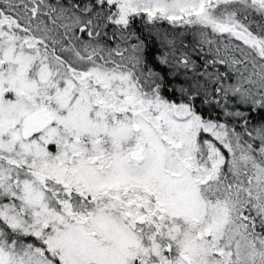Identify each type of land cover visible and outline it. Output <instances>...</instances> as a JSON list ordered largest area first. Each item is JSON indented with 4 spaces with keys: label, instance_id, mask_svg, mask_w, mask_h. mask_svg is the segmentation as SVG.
<instances>
[{
    "label": "snow or ice",
    "instance_id": "snow-or-ice-1",
    "mask_svg": "<svg viewBox=\"0 0 264 264\" xmlns=\"http://www.w3.org/2000/svg\"><path fill=\"white\" fill-rule=\"evenodd\" d=\"M0 264H264V0H0Z\"/></svg>",
    "mask_w": 264,
    "mask_h": 264
}]
</instances>
